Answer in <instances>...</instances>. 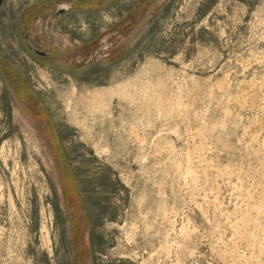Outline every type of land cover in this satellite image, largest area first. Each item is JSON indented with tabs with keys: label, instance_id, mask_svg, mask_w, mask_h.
Here are the masks:
<instances>
[{
	"label": "rangeland",
	"instance_id": "obj_1",
	"mask_svg": "<svg viewBox=\"0 0 264 264\" xmlns=\"http://www.w3.org/2000/svg\"><path fill=\"white\" fill-rule=\"evenodd\" d=\"M0 264H264V0H4Z\"/></svg>",
	"mask_w": 264,
	"mask_h": 264
},
{
	"label": "bare ground",
	"instance_id": "obj_2",
	"mask_svg": "<svg viewBox=\"0 0 264 264\" xmlns=\"http://www.w3.org/2000/svg\"><path fill=\"white\" fill-rule=\"evenodd\" d=\"M117 88V87H116ZM105 89V88H104ZM115 90V89H114ZM119 90V89H118ZM108 91H110L108 89ZM81 92V91H79ZM123 93V91H122ZM80 94V93H79ZM90 97H88V100H89V104L91 105V107L93 108V110H96L97 109V105H102L103 102H105V99L107 98V96L105 97V94H104V90H96L95 92H90ZM89 94H85V95H89ZM120 94V93H119ZM76 95V94H75ZM82 95V94H81ZM84 95V96H85ZM110 95H114V92L111 90L110 91ZM80 96V95H79ZM78 96V97H79ZM76 97V96H75ZM82 98V96H81ZM84 98V97H83ZM248 98V97H247ZM86 99V98H85ZM82 101V100H81ZM87 101V100H86ZM107 101V100H106ZM85 103V101H84ZM88 105V104H87ZM105 105V104H104ZM80 107V106H79ZM104 107V106H103ZM98 110V109H97ZM262 247V246H261Z\"/></svg>",
	"mask_w": 264,
	"mask_h": 264
},
{
	"label": "flooded vegetation",
	"instance_id": "obj_3",
	"mask_svg": "<svg viewBox=\"0 0 264 264\" xmlns=\"http://www.w3.org/2000/svg\"><path fill=\"white\" fill-rule=\"evenodd\" d=\"M101 0H96V4H99ZM54 2V1H53ZM74 6L76 5L75 2L73 4Z\"/></svg>",
	"mask_w": 264,
	"mask_h": 264
},
{
	"label": "water",
	"instance_id": "obj_4",
	"mask_svg": "<svg viewBox=\"0 0 264 264\" xmlns=\"http://www.w3.org/2000/svg\"><path fill=\"white\" fill-rule=\"evenodd\" d=\"M3 1H4V0H0V7H1V5H2Z\"/></svg>",
	"mask_w": 264,
	"mask_h": 264
}]
</instances>
